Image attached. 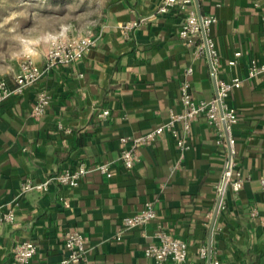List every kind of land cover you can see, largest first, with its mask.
I'll use <instances>...</instances> for the list:
<instances>
[{
    "label": "crops",
    "instance_id": "1",
    "mask_svg": "<svg viewBox=\"0 0 264 264\" xmlns=\"http://www.w3.org/2000/svg\"><path fill=\"white\" fill-rule=\"evenodd\" d=\"M162 2L59 0V36L93 33L98 41L79 61L53 66L0 104V218L15 212L13 221L0 226V264H18L12 249L23 240L37 245L30 264H62L71 229L90 239L88 260L78 264H155L144 249L159 226L188 243L183 264L207 262L198 248L209 244L217 185L229 153L207 117L192 121L191 146L183 156L165 133L141 148L132 169L119 158L121 136L149 132L171 112L183 111L180 85L188 67L194 69V98L216 94L209 57H195L178 35L184 13H158ZM199 7L218 17L210 29L219 53L216 79L242 78L227 100L238 115L231 131L233 158L246 181L239 192L228 188L225 194L211 255L222 264H264V74L247 77L251 59L264 63V0H204ZM126 24L132 26L129 35L122 30ZM32 59L45 65V51ZM18 68L14 62L0 73L10 87ZM43 89L52 100L37 119L31 112ZM105 108L108 117L99 115ZM103 163H109L111 176L97 169ZM81 165L89 171L77 186L53 183L46 192L20 195L27 178L40 182ZM149 201L157 217L117 240V224Z\"/></svg>",
    "mask_w": 264,
    "mask_h": 264
},
{
    "label": "built area",
    "instance_id": "2",
    "mask_svg": "<svg viewBox=\"0 0 264 264\" xmlns=\"http://www.w3.org/2000/svg\"><path fill=\"white\" fill-rule=\"evenodd\" d=\"M200 1V0H199ZM174 9L184 13L180 28L179 37L185 44L194 48V56H208L211 63V75L217 76L219 69V53L214 39L210 36L211 25L218 21L214 14H199L195 0H163L158 7V13H167ZM264 17V15H263ZM132 26L128 24L122 26L125 34H130ZM98 38L93 33L81 35H61L54 38L47 51L45 52L46 64L40 65L34 59L27 57L19 62V68L14 74L15 86L10 87L4 77H0V104L5 102L10 96L20 94L31 84L38 82L42 76L53 66L57 64H69L82 59L94 46L97 45ZM241 53L236 52V56ZM230 64H235L232 59ZM193 67H188L181 80V101L184 106L181 112H171L170 118L163 124L140 135L121 136L120 160L124 167L132 169L140 160L141 148L153 144L159 137L169 133L176 141L181 151V156L190 148L189 133L191 123L199 115L207 117L208 123L212 125L217 133V142L228 145L232 149V158H228L223 170L220 182L217 185L218 194L222 195L220 207L226 203L225 194L228 188L235 193L239 192L244 184L245 177L239 169H236L234 155V139L231 135L232 127L238 121L236 109L228 102L231 91L240 87L242 78L234 76L229 80H217V92L210 98H194L191 87L190 76L193 74ZM259 74H264V63L251 59L247 77L253 78ZM52 100V94L49 90H41L36 98L35 105L31 115L34 118H41L47 111ZM102 117H108L110 110L105 108L100 113ZM182 123V128L178 123ZM225 124V125H224ZM229 157V153H228ZM102 172L111 176L109 163H103L97 166ZM88 168L81 165L77 169L65 168L62 171L49 176L47 179L35 182L31 178L25 179L21 184L20 195L36 191L46 192L53 183L63 184L70 187L79 185L81 179L87 174ZM261 188L264 190V171L260 175ZM66 199V197H61ZM14 210H9L2 214L0 226L7 221H13ZM157 217V210L154 201H149L140 211L125 216L121 225L118 227L114 237L119 240L122 238L125 230L143 226ZM154 241L149 243L145 249V255L151 258L155 264H183L189 258V247L186 240L165 230L161 226L154 232ZM65 247L67 256L62 260V264L81 263L88 260V248L86 246L87 238L79 230L71 229L65 233ZM37 252V245L31 240H23L14 245L12 249L13 257L18 264H30ZM200 257L205 261L208 257V247L201 245L198 248ZM202 264H207L204 262ZM211 264H222L218 258L211 259Z\"/></svg>",
    "mask_w": 264,
    "mask_h": 264
},
{
    "label": "rangeland",
    "instance_id": "3",
    "mask_svg": "<svg viewBox=\"0 0 264 264\" xmlns=\"http://www.w3.org/2000/svg\"><path fill=\"white\" fill-rule=\"evenodd\" d=\"M56 37L59 0H0V73L8 64L19 66L22 59L46 52Z\"/></svg>",
    "mask_w": 264,
    "mask_h": 264
},
{
    "label": "water",
    "instance_id": "4",
    "mask_svg": "<svg viewBox=\"0 0 264 264\" xmlns=\"http://www.w3.org/2000/svg\"><path fill=\"white\" fill-rule=\"evenodd\" d=\"M195 1H196L198 12L201 15L202 13H201L200 7H199V0H195ZM214 84H215V88H216V92H217V80L216 79L214 80ZM231 158H232V149L229 147V157H228V161L229 162H230ZM221 198H222V195L220 194L218 196V198H217V202H216V205H215V209H214L213 217H212V221H211L210 238H209V244H208L209 253H208V257H207V264H211V259H212V255H211V250H212V232H213V227H214V224H215L216 216H217V213H218L219 208H220Z\"/></svg>",
    "mask_w": 264,
    "mask_h": 264
},
{
    "label": "trees",
    "instance_id": "5",
    "mask_svg": "<svg viewBox=\"0 0 264 264\" xmlns=\"http://www.w3.org/2000/svg\"><path fill=\"white\" fill-rule=\"evenodd\" d=\"M203 1H204V0H200L201 5H202V2H203ZM88 170H89V168H88ZM122 220H123V219H122ZM122 220L117 224V228L121 225ZM130 229H131V228H130ZM127 230H129V229H127ZM127 230H125V232H126ZM116 231H117V230H116ZM125 232H124L122 238L124 237ZM84 235L87 237L86 246H87V248L89 249L88 244H89V242H90V239L88 238V236H87L86 234H84ZM122 238H121V239H122ZM121 239H119V240H121ZM198 253H199V252H198ZM66 256H67V252H66L65 257H66ZM65 257H64V258H65ZM71 264H78V263H71Z\"/></svg>",
    "mask_w": 264,
    "mask_h": 264
}]
</instances>
